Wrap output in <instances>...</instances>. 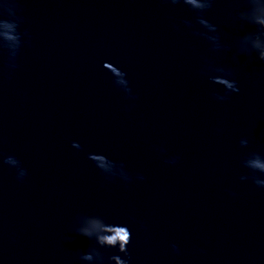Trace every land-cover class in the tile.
<instances>
[{
	"label": "water",
	"instance_id": "water-1",
	"mask_svg": "<svg viewBox=\"0 0 264 264\" xmlns=\"http://www.w3.org/2000/svg\"><path fill=\"white\" fill-rule=\"evenodd\" d=\"M0 264H264V0H0Z\"/></svg>",
	"mask_w": 264,
	"mask_h": 264
},
{
	"label": "clouds",
	"instance_id": "clouds-1",
	"mask_svg": "<svg viewBox=\"0 0 264 264\" xmlns=\"http://www.w3.org/2000/svg\"><path fill=\"white\" fill-rule=\"evenodd\" d=\"M126 237H127V231L125 229H117L115 231V235L111 237H107L108 243H115L117 239H119L121 243V247L123 248V243L126 242Z\"/></svg>",
	"mask_w": 264,
	"mask_h": 264
}]
</instances>
